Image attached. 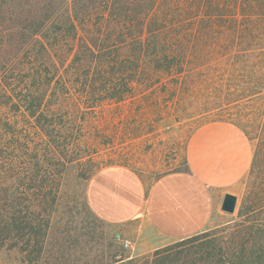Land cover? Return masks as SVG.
<instances>
[{
	"label": "trees",
	"instance_id": "obj_1",
	"mask_svg": "<svg viewBox=\"0 0 264 264\" xmlns=\"http://www.w3.org/2000/svg\"><path fill=\"white\" fill-rule=\"evenodd\" d=\"M127 100L195 132L239 128L255 144L248 188L225 240L95 264H264V0H0V250L41 253L46 176L98 106Z\"/></svg>",
	"mask_w": 264,
	"mask_h": 264
},
{
	"label": "rangeland",
	"instance_id": "obj_2",
	"mask_svg": "<svg viewBox=\"0 0 264 264\" xmlns=\"http://www.w3.org/2000/svg\"><path fill=\"white\" fill-rule=\"evenodd\" d=\"M92 115L78 149L46 176V200L42 204L46 210L40 214L48 221L49 229L41 253L33 251L35 243L23 248L4 247L0 264H95L106 262L111 251H118V258H132L156 250L140 248L143 233L134 225L128 226L125 235L132 240L131 245L123 247L115 238L123 230L101 221L89 209L87 185L97 170L109 165L131 167L148 184L166 173L190 169L189 149L198 132L193 131L197 122H178L165 114L160 118L153 108L131 100L103 103ZM251 144L255 150L254 142ZM250 169L242 178L219 189V202L222 194L231 190L238 196V203L234 213L224 212L217 204L210 225L202 231L211 234V239L225 240L232 231L248 188ZM133 233L134 239L130 237ZM201 243L203 240L194 242Z\"/></svg>",
	"mask_w": 264,
	"mask_h": 264
},
{
	"label": "crops",
	"instance_id": "obj_3",
	"mask_svg": "<svg viewBox=\"0 0 264 264\" xmlns=\"http://www.w3.org/2000/svg\"><path fill=\"white\" fill-rule=\"evenodd\" d=\"M253 156V146L241 130L212 123L191 139L189 170L166 173L148 184L131 167L105 166L88 182V207L101 221L123 230L117 233L125 239L129 225L139 227L140 248L151 251L206 229L217 204L222 210L225 194H235L227 190L219 202V189L242 178Z\"/></svg>",
	"mask_w": 264,
	"mask_h": 264
},
{
	"label": "water",
	"instance_id": "obj_4",
	"mask_svg": "<svg viewBox=\"0 0 264 264\" xmlns=\"http://www.w3.org/2000/svg\"><path fill=\"white\" fill-rule=\"evenodd\" d=\"M238 203V196L233 193H226L222 202V210L227 213H234Z\"/></svg>",
	"mask_w": 264,
	"mask_h": 264
},
{
	"label": "built area",
	"instance_id": "obj_5",
	"mask_svg": "<svg viewBox=\"0 0 264 264\" xmlns=\"http://www.w3.org/2000/svg\"><path fill=\"white\" fill-rule=\"evenodd\" d=\"M116 240L125 248L130 247L131 242L128 239H125L120 233L115 235Z\"/></svg>",
	"mask_w": 264,
	"mask_h": 264
}]
</instances>
